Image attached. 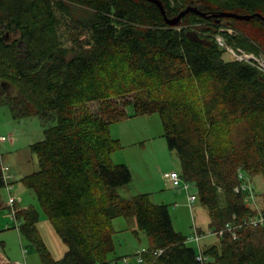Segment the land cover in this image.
Instances as JSON below:
<instances>
[{"label": "trees", "instance_id": "1", "mask_svg": "<svg viewBox=\"0 0 264 264\" xmlns=\"http://www.w3.org/2000/svg\"><path fill=\"white\" fill-rule=\"evenodd\" d=\"M157 1L169 19L188 7L200 14L189 12L170 26L150 0H0V106L15 120L45 124L43 139L30 146L40 169L20 182L67 246L55 259L40 234L39 213L14 208L41 264H118L108 259L116 251L117 218L135 219L149 237L143 263L264 264V228H237L236 238L226 232L197 253L175 230L167 205L150 194L118 193L132 172L112 162L122 146L111 125L158 114L212 231L257 212L248 190L236 192L240 173L264 211V194L257 196L251 180L264 179V73L225 59L216 39L264 54V0ZM220 13L253 17H215ZM93 103L95 113L88 110ZM1 173L0 155V187Z\"/></svg>", "mask_w": 264, "mask_h": 264}, {"label": "rangeland", "instance_id": "2", "mask_svg": "<svg viewBox=\"0 0 264 264\" xmlns=\"http://www.w3.org/2000/svg\"><path fill=\"white\" fill-rule=\"evenodd\" d=\"M225 59L232 60L233 57L226 53ZM88 110L92 113L99 111V104L89 105ZM44 128L40 118L15 120L8 108L0 106V135L7 138L0 145L1 175L6 184L0 187V258L6 257L13 263L41 264L39 254L20 234V222L11 216V209L17 207L16 202L22 209L30 208L39 213L40 234L55 259H61L67 251L66 244L56 233L34 192L20 182L22 177L40 169L39 159L30 146L43 139ZM110 133L122 146L111 155L112 162L127 165L132 172L131 183L117 189L122 197L130 199L138 194H150L153 203L168 206L175 230L185 237L194 234L195 226L205 233L211 231L208 209L198 198L193 204L189 203V195H197V188L190 184L188 191L178 193L164 178V174L171 171L181 174V163L168 147L158 114L114 123ZM251 180L257 196L261 197L264 179L257 176ZM121 220L122 231L115 234L116 251L108 259L118 264H149L145 259L144 263L138 262V255L149 248V237L137 229L135 219ZM134 230H138L139 235ZM217 244L219 237L209 235L200 242L201 250L195 243L189 245L200 253Z\"/></svg>", "mask_w": 264, "mask_h": 264}, {"label": "built area", "instance_id": "3", "mask_svg": "<svg viewBox=\"0 0 264 264\" xmlns=\"http://www.w3.org/2000/svg\"><path fill=\"white\" fill-rule=\"evenodd\" d=\"M229 34H234V30L230 29ZM216 39H217L218 44L222 48H224L235 60H237L239 62L250 63L253 66H255L256 68H258L261 72L264 73V54L255 55V54L247 53L242 49H235V48L227 45L221 36H217ZM5 141H7V138L0 136V145ZM239 177L241 180H243V183L239 187L236 188V192L239 193L241 191L248 190L249 196H248L247 201L254 205L257 212L254 215L244 219V221L241 224H239L238 226L232 225V224H227V226L224 229L219 230V231H212L211 230L208 233H201L197 230V228H194V234L192 236L188 237L186 240L187 244L195 243L199 247L200 242L202 241V239L204 237L212 235V236H217L220 238L226 232H231L233 237L236 238L237 237L236 232H235L236 229L241 228V227H245V226H250V227H255V228H259V227L264 228V211L260 207L257 206L256 200H255V195L253 193L251 185L246 181L244 174L240 173ZM164 178L172 184L173 188L178 193H182L183 190L188 191L190 188L191 183L186 182L183 179L182 175L177 173L176 171H171V172L165 173ZM188 199H189V203L191 205L197 200V196L196 195H189ZM160 252L161 251H159V253ZM138 256H139L138 262L143 263L142 253L139 254ZM203 259H204L203 256H199V260H203Z\"/></svg>", "mask_w": 264, "mask_h": 264}, {"label": "water", "instance_id": "4", "mask_svg": "<svg viewBox=\"0 0 264 264\" xmlns=\"http://www.w3.org/2000/svg\"><path fill=\"white\" fill-rule=\"evenodd\" d=\"M152 2H154L155 4H157L159 6V8L161 9L162 11V14L164 15L165 17V20L167 22L168 25L170 26H175L177 25L181 20L182 18L189 12H196L198 14H200L197 9L195 8H192V7H188L186 8L184 11H182L178 16L172 18V19H169L167 16H166V12L162 6V4L157 1V0H150ZM202 15V14H201ZM205 14H203L204 16ZM215 17H223V18H234V19H239V20H249L251 19L253 16H249V15H245V16H242V15H238V14H234V13H220L219 15H215ZM257 17H260V15H257Z\"/></svg>", "mask_w": 264, "mask_h": 264}, {"label": "crops", "instance_id": "5", "mask_svg": "<svg viewBox=\"0 0 264 264\" xmlns=\"http://www.w3.org/2000/svg\"><path fill=\"white\" fill-rule=\"evenodd\" d=\"M0 136H3V137H5L4 135H0ZM23 178V177H22ZM168 184H169V186H171V188L172 189H174L173 188V186H172V184L168 181L167 182ZM12 187H14V186H12ZM175 190V189H174ZM17 204H16V208H20L18 205V202H16ZM10 208H12L11 206H10ZM22 209V208H21ZM12 211H11V216L14 218V208L13 209H11ZM122 220H121V218H117V219H115L114 221H113V226H114V228H115V230H116V232L118 233V232H121L122 231V228H123V226H122V222H121ZM136 226H137V224H136ZM196 227V226H195ZM194 227V228H195ZM201 233H205V231L204 230H201V229H198ZM134 231H137V230H134ZM139 235V234H138ZM208 236H206V237H204L202 240H204V239H206ZM126 261V260H125ZM0 262L1 263H7V262H10V263H13L10 259H8V258H6V257H2V258H0ZM13 264H26V263H23V262H21V261H18V262H16L15 261V263H13Z\"/></svg>", "mask_w": 264, "mask_h": 264}]
</instances>
